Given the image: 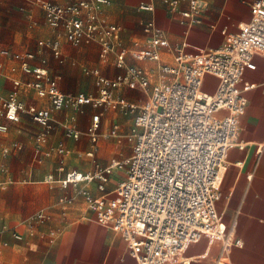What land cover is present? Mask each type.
Segmentation results:
<instances>
[{
	"label": "crops",
	"instance_id": "obj_1",
	"mask_svg": "<svg viewBox=\"0 0 264 264\" xmlns=\"http://www.w3.org/2000/svg\"><path fill=\"white\" fill-rule=\"evenodd\" d=\"M72 1L55 0L62 5ZM203 1L207 6L200 14L202 21L191 25L181 22V12L189 9L186 0L180 4L179 12H172L163 0H110V4L102 6L100 15L122 28L121 43L104 61L98 43L69 42L63 28L47 22L44 8L36 0H0V50L10 52L9 55L0 53V106L18 88V97L28 110L52 107L49 98L40 97L34 88L27 86L35 78L24 72L23 59L15 58L14 54L33 53L35 57L29 63L45 66L63 93L98 97L103 88L98 82L100 76L114 79L125 74L129 66H143L153 71L154 77L160 75L158 63L136 59L130 53L143 48L150 36L144 30L145 22L154 20L163 29L167 45L161 47L162 60L175 63L180 48L194 55L222 47L228 34L237 32L251 16L249 0ZM143 4H153L154 10L141 8ZM53 41L59 42V56L48 44ZM123 49L128 53L124 65L119 66V53ZM165 78L168 80L169 76ZM217 83L215 76L208 75L205 87L214 91ZM250 84L253 87L245 90L248 105L240 119L238 136L245 146L234 145L229 149L218 183L222 197L217 208L223 217V227L229 229L237 219L236 234L243 240L242 246L231 249L227 264H264V54L254 56L245 67L240 86L245 89ZM112 91V100L107 104L119 103L122 110L132 105L131 112H135L142 105V94L148 95L142 106L148 102L151 88H133L124 83ZM98 113L101 114L100 138L93 143L87 130ZM110 120L107 108L92 104L75 108L66 104L60 110H52L53 127L47 141L40 142L39 137L45 130L30 113H22L18 121L0 116V122L8 125L7 131L0 132L3 169L0 173V264H138L130 255L125 238L89 211L77 186L47 181L51 175L61 180L70 170L87 172L96 163L107 165L114 159L129 158L131 155L101 161L110 158L115 150L113 141L118 144L129 141L127 134L134 124L127 130L118 123L109 127ZM68 124L78 129L81 136H68ZM115 128L117 131L113 133ZM59 146L66 153H60ZM83 156L88 160L79 161ZM125 174L122 170L115 171L108 188L115 189ZM89 188L93 194H101L97 182L89 184ZM65 196L74 197L68 206L60 203ZM40 211L47 213V219L30 221ZM73 220L80 222L72 225ZM14 231L23 238H16ZM220 251L219 240L203 236L187 245L181 260L174 264H216Z\"/></svg>",
	"mask_w": 264,
	"mask_h": 264
},
{
	"label": "built area",
	"instance_id": "obj_2",
	"mask_svg": "<svg viewBox=\"0 0 264 264\" xmlns=\"http://www.w3.org/2000/svg\"><path fill=\"white\" fill-rule=\"evenodd\" d=\"M182 1L163 0L172 12H179ZM186 1L189 9L181 12V22L200 23V14L207 4L203 0ZM36 2L44 8L51 26L64 29L69 42L98 43L104 61L121 43L122 28L100 15L102 6L110 4V0H74L65 5L55 0ZM249 5V20L237 32L228 34L222 47L194 55L180 48L175 63L162 60L161 47L167 45L163 29L154 20L145 22L144 30L150 36L143 48L130 53L136 59L158 63L160 75L154 77L153 71L143 66H129L125 74L114 79L100 76L98 82L103 88L98 97L63 93L45 66L29 63L35 57L33 53L14 54L15 58L23 59L24 72L35 78L27 86L34 88L40 97L49 98L52 107L28 110L19 99L17 88L2 101L0 116L18 121L22 113H30L45 130L40 142L47 141L53 127L52 110H60L66 104L75 108L107 104L112 100V88L124 83L133 88H151L148 102L136 114L127 134L133 143L129 158L114 159L107 165L96 163L87 172L70 170L61 180L53 175L47 178L63 186H77L88 209L125 238L130 255L138 264H174L181 260L187 245L203 236L221 242L216 264L230 262L231 249L243 245L242 238L236 234L238 220L224 229L217 202L222 197L218 183L228 151L234 145L245 146L238 140L240 119L248 105L245 90L253 87L240 86L245 67L254 56L264 54V0H249ZM141 8L154 10V5L143 4ZM48 44L59 56V42ZM0 53L10 54L7 49H1ZM127 53L125 49L120 51L119 66L124 65ZM208 75L218 79L214 91L205 87ZM20 85L21 81H16V86ZM100 121L101 114H95L87 130L93 143L100 138ZM7 130L8 125L0 122V132ZM116 131L115 128L113 133ZM66 133L71 137L81 136L70 124L66 125ZM58 151L66 153L63 146ZM2 170L0 167V173ZM117 170L125 171L126 175L110 190L108 184ZM92 182H97L100 195L90 190ZM73 201V196H65L60 203L68 206ZM47 216L45 211H40L30 221L43 222ZM14 236L23 238L17 231Z\"/></svg>",
	"mask_w": 264,
	"mask_h": 264
},
{
	"label": "rangeland",
	"instance_id": "obj_3",
	"mask_svg": "<svg viewBox=\"0 0 264 264\" xmlns=\"http://www.w3.org/2000/svg\"><path fill=\"white\" fill-rule=\"evenodd\" d=\"M149 93H150V91H149ZM142 96H143V100L140 102V104L143 105L146 102V100L148 99V95L142 94ZM141 106H138L136 108L135 112H131V109L133 108L132 105H128L127 107L124 108V110H122L121 105L119 103H116V104L111 103V104L101 105L100 108L101 109L107 108V110L111 116V120L109 121V127L113 126L114 123H118V124L122 125L121 126L122 128H125L128 130L130 125L134 122L135 114H137L140 111ZM97 110H98V108H97ZM113 146H114L115 150L112 153H110V158H107V160L101 159V161L105 160L106 162H108L112 157H127V156L131 155L133 152V147H132L133 143L130 141L123 142L120 144L113 141ZM86 160H88V158L86 156L79 157V161H86ZM111 186L115 187L113 184ZM79 222H80V220H73L72 225H76Z\"/></svg>",
	"mask_w": 264,
	"mask_h": 264
},
{
	"label": "bare ground",
	"instance_id": "obj_4",
	"mask_svg": "<svg viewBox=\"0 0 264 264\" xmlns=\"http://www.w3.org/2000/svg\"><path fill=\"white\" fill-rule=\"evenodd\" d=\"M187 262L189 261V260H186Z\"/></svg>",
	"mask_w": 264,
	"mask_h": 264
}]
</instances>
